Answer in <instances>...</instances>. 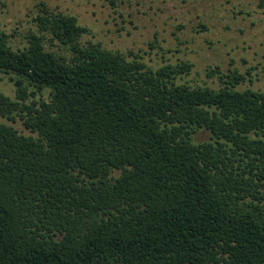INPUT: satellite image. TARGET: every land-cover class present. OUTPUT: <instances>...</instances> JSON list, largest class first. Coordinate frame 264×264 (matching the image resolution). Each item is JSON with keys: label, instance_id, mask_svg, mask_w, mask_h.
I'll use <instances>...</instances> for the list:
<instances>
[{"label": "trees", "instance_id": "16d2710c", "mask_svg": "<svg viewBox=\"0 0 264 264\" xmlns=\"http://www.w3.org/2000/svg\"><path fill=\"white\" fill-rule=\"evenodd\" d=\"M44 8L23 49L0 29V264H264V92L179 83L192 64Z\"/></svg>", "mask_w": 264, "mask_h": 264}, {"label": "rangeland", "instance_id": "374dc122", "mask_svg": "<svg viewBox=\"0 0 264 264\" xmlns=\"http://www.w3.org/2000/svg\"><path fill=\"white\" fill-rule=\"evenodd\" d=\"M44 5L89 29L82 44L139 54L154 70L192 64L179 83L218 89L237 72L245 77L239 89L264 92V0H0V29L11 35L14 48L27 47L30 35L39 33L36 19ZM45 36L48 50L71 56ZM0 93L16 98L6 74H0ZM209 138L204 131L198 136Z\"/></svg>", "mask_w": 264, "mask_h": 264}]
</instances>
